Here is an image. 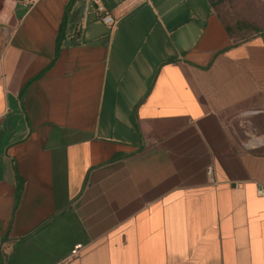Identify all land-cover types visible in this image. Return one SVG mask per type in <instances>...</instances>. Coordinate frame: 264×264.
<instances>
[{"label":"crops","instance_id":"crops-1","mask_svg":"<svg viewBox=\"0 0 264 264\" xmlns=\"http://www.w3.org/2000/svg\"><path fill=\"white\" fill-rule=\"evenodd\" d=\"M69 1L0 0V264H264V28Z\"/></svg>","mask_w":264,"mask_h":264},{"label":"rangeland","instance_id":"rangeland-1","mask_svg":"<svg viewBox=\"0 0 264 264\" xmlns=\"http://www.w3.org/2000/svg\"><path fill=\"white\" fill-rule=\"evenodd\" d=\"M215 8L218 10L219 15L227 24V26L235 32V27L238 24L245 22L251 23V26L258 28H264V2L262 0H215ZM238 33V32H235ZM250 28H246L240 32L239 35L247 36L252 35ZM237 133L243 136L245 126L247 123L244 122L243 126L239 122L234 123ZM249 137L245 142H249Z\"/></svg>","mask_w":264,"mask_h":264},{"label":"built area","instance_id":"built-area-1","mask_svg":"<svg viewBox=\"0 0 264 264\" xmlns=\"http://www.w3.org/2000/svg\"><path fill=\"white\" fill-rule=\"evenodd\" d=\"M19 5H21L24 9L28 10L33 7L39 0H15ZM87 3L91 4L95 13L99 16L100 20L107 26H113L115 23L114 18L108 12L105 7L104 0H86ZM146 1V0H140ZM210 172V171H209ZM81 244H77L70 251V255L74 256L81 249Z\"/></svg>","mask_w":264,"mask_h":264},{"label":"trees","instance_id":"trees-1","mask_svg":"<svg viewBox=\"0 0 264 264\" xmlns=\"http://www.w3.org/2000/svg\"><path fill=\"white\" fill-rule=\"evenodd\" d=\"M73 1H75V0H70L69 4L72 3ZM209 1L211 3V6L215 8V6H216L215 0H209ZM246 28H250L253 34H258V33L263 31V28L251 26V23H248V22H245L243 24H238V25H236V27L234 29H235V32H241L242 30H244ZM227 30L229 31V33L235 34V32L232 31V29H230L228 26H227ZM20 193H21V185H20V183H18L17 187H16V201L19 199Z\"/></svg>","mask_w":264,"mask_h":264}]
</instances>
